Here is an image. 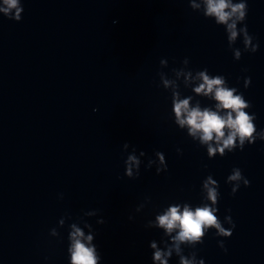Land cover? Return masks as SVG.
Instances as JSON below:
<instances>
[{
    "label": "clouds",
    "instance_id": "1",
    "mask_svg": "<svg viewBox=\"0 0 264 264\" xmlns=\"http://www.w3.org/2000/svg\"><path fill=\"white\" fill-rule=\"evenodd\" d=\"M3 6H0V12L4 14L8 19L21 21V13L24 11L20 0H2ZM205 15L207 17H215L216 24H223L227 27L228 41L230 44L234 43L239 34H243L245 51L251 46V51L256 52L259 45L258 43L252 45L253 37L249 35L247 25L244 21L247 18L248 4L247 0H240L238 3H232V0H204ZM193 8H198L199 5L193 3ZM13 10L14 14H13ZM242 23L244 26L237 29V24ZM237 59L241 57V52L237 50L235 52ZM201 83L195 87L194 91L197 94H204L205 96L211 95L215 101H217L216 111L209 108L201 110L200 106L190 107L189 101L191 97L186 99H179L178 94L174 93L173 110L175 112L176 123L181 128L187 126L188 132L191 136L196 137L199 134L201 143L208 144L207 152L209 157L215 155L218 151L221 155L224 154L225 149L232 151L235 146L237 138H239L241 149L244 142L249 139V143H254L255 138L253 133L256 131L253 124L255 116H250L244 111L245 108L250 106V102L246 101L243 94L234 93L237 91L235 88L227 87L225 84V77L215 76L210 77L207 74V70L197 73ZM246 81H250L251 78H245ZM165 86L169 84V81H164ZM225 110V114L221 115L220 110ZM95 111V110H94ZM227 131V135L225 130ZM261 140H264V131L258 133ZM215 140L216 147H213L211 141ZM128 147L127 144L124 145ZM141 155H144L141 152ZM161 164L164 163V156L162 153L157 152ZM139 160L135 155H129L126 161L127 169L126 175H132V166H139ZM159 172L160 169H157ZM228 181H243V184L248 187L250 181L243 177L239 168H234L232 175L228 177ZM216 181L212 180L209 176L204 182V188L207 190V198L213 202L217 201V191L215 187L209 185H215ZM239 183L232 189L234 195ZM216 209L208 205L202 207H196L194 210L185 205L181 210L179 205L171 206L168 210L160 216H157V222L159 227L165 229L166 233L171 234L174 230H178L176 235L172 237L174 241V248L177 254L180 253V244L189 242L195 244L197 242L203 243L201 237L205 235V229L216 228L217 236L230 237L232 230L235 228V224L231 222L230 217L226 219L231 223L230 229H225L221 226L217 216L214 214ZM103 221H101L102 223ZM73 231L71 232V247L69 252L71 253V264H98L100 257L96 253V249L91 245L93 237L91 235L85 236L84 232L72 225ZM55 235V230L52 232ZM218 245L225 252L227 249L224 246L223 240L218 241ZM152 248H156V244L153 242ZM171 255V249L168 252H161L159 249L154 254V259L159 261L160 264H167V260L164 257ZM195 256L192 259H188L185 256H180V264H194ZM203 264V261H200Z\"/></svg>",
    "mask_w": 264,
    "mask_h": 264
}]
</instances>
